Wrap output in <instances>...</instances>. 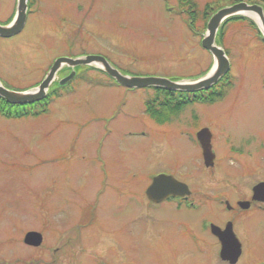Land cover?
Segmentation results:
<instances>
[{
    "label": "rangeland",
    "instance_id": "rangeland-1",
    "mask_svg": "<svg viewBox=\"0 0 264 264\" xmlns=\"http://www.w3.org/2000/svg\"><path fill=\"white\" fill-rule=\"evenodd\" d=\"M11 2L0 0L1 25L12 15ZM166 3L43 0L22 34L0 39V80L13 91L30 88L56 54L68 53L101 54L131 77H201L213 63L201 47L206 21L199 13L193 33L185 23L188 10L169 12ZM195 3L202 12L208 4L221 9L232 0ZM42 31L49 37L44 47L35 46L33 36ZM223 47L233 84L213 104L183 106L168 115L153 89L131 91L91 72L74 82L73 94L54 99L38 116L0 115V264H16L21 250L31 256L20 244L25 232L43 230L51 242L62 237L56 246H63L68 236L79 235L83 220L90 226L80 232L82 248L75 245L56 264H226L209 225L223 229L229 222H235L243 248L237 264H264V210L230 212L220 203L228 199L234 207L248 190H222L224 173L218 171L217 182L211 179L194 138L197 128L209 124L221 144L241 149L229 159L221 148L228 172L242 165L247 174L259 169L264 178V43L254 29L230 24ZM160 172L191 187L195 208L168 203L156 209L143 199ZM90 250L98 257L92 259Z\"/></svg>",
    "mask_w": 264,
    "mask_h": 264
},
{
    "label": "water",
    "instance_id": "water-1",
    "mask_svg": "<svg viewBox=\"0 0 264 264\" xmlns=\"http://www.w3.org/2000/svg\"><path fill=\"white\" fill-rule=\"evenodd\" d=\"M28 1L17 0L16 12L13 20L7 25L0 24V38L9 39L19 35L25 28L28 18ZM242 17L253 21L259 29L264 41V8L258 5L239 3L217 11L209 20L207 30L203 34L202 48L213 57L211 69L201 77L170 81L159 78H137L120 72L106 58L96 55L79 56L76 58H59L52 65L43 82L26 91H13L5 87L0 80V98L12 106L32 105L44 100L55 84L65 86L76 76L78 68L89 67L104 72L118 85L131 89H164L174 93H196L209 91L216 86L231 71V62L225 50L219 44V33L222 26L230 19ZM69 69L71 74L59 80L61 71ZM197 141L202 149L205 166L213 167L215 154L212 150V134L207 128L197 133ZM190 194L189 187L172 176L159 175L152 180L146 191L147 198L153 204H161L170 198H179ZM253 201L264 202V183L254 188ZM229 206V205H228ZM247 210L250 203L239 204ZM211 232L221 245L220 258L224 262L237 264L242 256V245L234 233L233 224L228 223L224 229L216 225L210 226ZM25 243L38 247L42 243L39 233L31 232L25 237Z\"/></svg>",
    "mask_w": 264,
    "mask_h": 264
},
{
    "label": "flooded vegetation",
    "instance_id": "flooded-vegetation-1",
    "mask_svg": "<svg viewBox=\"0 0 264 264\" xmlns=\"http://www.w3.org/2000/svg\"><path fill=\"white\" fill-rule=\"evenodd\" d=\"M166 3V8L168 9V11H172L174 13H177L178 11L180 12H183L185 10H187V8H183L181 6V3L179 2L178 6L174 7L173 5H170L168 4V1L169 0H164ZM12 7L14 8L15 10V7H16V4H17V0H12ZM43 3V0H29L28 1V19H27V23L26 25L28 24V21H29V18L34 14H39V9L41 7V4ZM259 5V4H257ZM171 6V8H170ZM264 7V5H262ZM173 9V10H171ZM14 10L12 13H14ZM173 14V13H171ZM85 24V23H83ZM26 27V26H25ZM25 29V28H24ZM61 31L65 34L66 30H62ZM23 32V31H22ZM47 32L45 31H42L40 32L37 37L36 36H33V42L36 46L40 45L41 47H44V45H42L43 43V39H46L47 36L49 37L48 34H46ZM22 34V33H21ZM55 34V33H54ZM20 35V34H19ZM58 35V34H57ZM39 47V48H41ZM39 48H35L34 52L35 51H38L37 49ZM84 53H68V54H54V58L53 60L48 62V65H47V69L45 70L44 69V73H43V77L40 79V81H37L36 83H34V85L32 86H35L37 85L38 83H41V81L44 79V77L47 75V73L50 71L52 65L54 64V62L59 59V58H76L78 56H81L83 55ZM49 53L46 54V59L49 57L48 56ZM84 55H100V56H103L101 54H91V53H87V54H84ZM53 56V55H52ZM105 57L107 60L108 58L106 56H103ZM35 58H38V55L35 54ZM80 70H82L80 68ZM80 70L79 68L77 69L76 71V77L73 81H71L70 83H68L67 85L63 86V87H60L59 86V83L58 84H55L57 85L54 86L56 88H54L53 92L55 93L58 89H61L62 91L59 92V94L62 92V94L66 91H69L67 89H69V86L71 84H73L75 86V80H78L80 76ZM71 70L69 69H66V70H63L61 71V73L59 74V80L61 79H65L67 78L70 74H71ZM91 72H95V73H98L102 76H105V74L103 72H99V71H94V70H91ZM57 93V92H56ZM67 94H73V93H69L67 92ZM58 96V95H56ZM169 117V116H168ZM165 122V120H164ZM160 124H163V123H160ZM196 125V124H195ZM209 129L211 131V134H212V150L215 154V163H214V166L213 167H210V168H206L204 167L206 170L209 171V174L210 177H212L211 179L214 181V182H217L215 181L216 179L214 178L216 175H218V171H222L224 173L223 175V180L224 181L222 183L223 187H222V190L223 189H229V190H232V191H239L241 190V188L243 187H246L247 190H248V193H239L240 196L238 195V199L235 201V206L233 207V205H230L229 203V200L228 199H220V203L221 204H224L225 205V208L230 211V212H235V211H239V212H248V211H251V210H256V209H259V210H264V202H260V201H253V196H254V188L259 185V184H262L264 183V178H260L259 177V169L254 171L253 174H247L246 172V169L244 166L240 165V171L237 172V173H232V172H228L226 170V167H225V161H227L228 159H226L227 157H223L221 155V148H226L227 151H228V158L230 159V154L232 152H235V154H239L241 152V149L235 147L234 144H232L231 142H225V144H221L217 139L218 137L214 135V131L212 130V127L208 125H204V126H201L199 128H197L194 132V138L196 139V136H197V133L202 130V129ZM196 144L199 146L197 140H195ZM200 150H201V156H202V149L201 147L199 146ZM241 157H243V155H240ZM226 159V160H225ZM223 160V161H221ZM202 161H203V165L205 166L204 164V160H203V156H202ZM161 174H166V175H170L168 173H163V172H160L158 175H161ZM157 176V175H156ZM171 176V175H170ZM153 179V178H152ZM151 183H152V180H151ZM150 183V184H151ZM221 183V181H220ZM189 186V185H188ZM189 190H190V194L189 195H186V196H183V197H179V198H170L169 200L161 203V204H153L152 202L149 201V199L147 198V195H146V192L145 193V198H143L144 200L146 199V201L150 204V206L158 209L160 207H162L164 204H168V203H172L174 205H177L179 209H193L195 208V196L193 194V191L191 189V187L189 186ZM147 191V190H146ZM219 198V197H217ZM216 198V199H217ZM243 202H248L250 203V207L245 210V209H242L239 204L243 203ZM229 205V206H228ZM236 219L238 220H242L243 219V216H240V217H237ZM84 221V220H83ZM82 221V222H83ZM91 223H93V220H89ZM49 224L50 222L47 221ZM80 222V223H82ZM229 223H232L233 224V229H234V233L236 235V232H235V222H229ZM51 226V225H50ZM90 225H86V226H82L79 224L78 227H76V230H78L79 232V235H73V236H68V238H66L63 246H56L57 243L59 244V242L63 239L62 237L58 238L57 240H55V242H51L49 239L51 238L47 232L43 231V230H33V231H28V232H25L23 235H21V238H20V244H21V247L22 249H27L29 251L32 252L31 256L26 255V256H23V253H22V250H21V253L16 256L17 257V262L16 264H56V258L60 255H64L65 254V257L68 256L69 254V250H73L75 248V245L78 247H81L79 245V243L81 242V239H82V234H80L81 230L82 229H85L86 227H89ZM226 227V226H225ZM50 228V227H49ZM222 229V228H221ZM224 229V228H223ZM31 232H35V233H39L41 234L42 236V243L40 246L38 247H35V246H29L25 243V237L28 233H31ZM70 233V232H69ZM211 235L216 239L217 243H218V247H219V256H220V250H221V245H220V242L219 240L216 238L215 235L212 234V232L210 231ZM237 236V235H236ZM50 237V238H49ZM55 244V245H54ZM82 248V247H81ZM80 249V248H79ZM78 252V251H77ZM92 259L98 257L96 253H94L92 250L89 251L88 253ZM242 254H243V248H242ZM242 257V256H241ZM0 258H4V257H1ZM241 259V258H240ZM59 260V259H58ZM220 260L222 261V259L220 258ZM31 262H35V263H31ZM72 262V260H71ZM223 263H226V264H230L228 262H224L222 261ZM72 264H74V262H72ZM103 264V263H102Z\"/></svg>",
    "mask_w": 264,
    "mask_h": 264
},
{
    "label": "trees",
    "instance_id": "trees-1",
    "mask_svg": "<svg viewBox=\"0 0 264 264\" xmlns=\"http://www.w3.org/2000/svg\"><path fill=\"white\" fill-rule=\"evenodd\" d=\"M242 1L243 0H232V4L240 3ZM261 1H263V3H261L259 0H250L249 2L251 4L264 5V0ZM179 2L181 3V6L183 8H187L189 12V14H187L188 18L185 19L186 20L185 23L188 25L189 29L193 33H195V26H194V23L196 21L195 17L197 16L199 17L198 15L199 13H202L200 16L206 21L205 24L207 25V22L212 17V15L215 12H217V10L220 9V7L214 9V7L211 4H208L202 12H199L197 10L195 0H179ZM183 14L184 13L182 12L180 15ZM230 24H242V25H246L249 29H254L257 32L258 40L263 43L262 35L253 21L247 18L236 17L228 20L220 30L219 44L222 47L224 46L226 28ZM90 73H91L90 69H82L80 70V74H79L80 76L78 77L79 79L83 80L86 76H89ZM109 82L115 84V82L112 81L110 78H109ZM232 84L233 82L231 76L227 75L222 81L218 83V85H216L210 91L207 92L200 91L196 93H174L165 90L154 89V91L156 92L154 100L158 101L161 98L165 100L163 104L159 105V109H162L165 106L164 108L166 109V112H168V115L170 112L173 111L180 113L183 106H189L196 103H211V104L215 103L216 101H218V99H221L226 95V90L230 89ZM72 87L73 85L69 86L70 89H73ZM53 91L49 94V96L45 100L36 103L34 105L12 106L8 104L5 100L0 98V115L3 118H6L7 120H15V119L20 120L24 117H28L29 115L38 116L47 110V108L49 107L48 104H51L54 101V99L60 97L62 94V92L59 94V92L62 91L61 89H58L56 91L57 93L56 92L54 93ZM80 225L83 226L82 223ZM84 226L86 225L84 224Z\"/></svg>",
    "mask_w": 264,
    "mask_h": 264
}]
</instances>
